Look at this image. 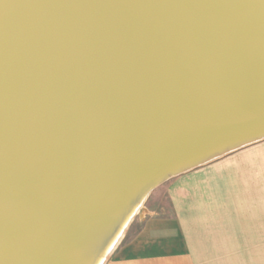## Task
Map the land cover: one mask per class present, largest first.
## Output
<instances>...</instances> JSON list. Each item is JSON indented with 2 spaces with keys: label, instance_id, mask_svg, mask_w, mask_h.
<instances>
[{
  "label": "water",
  "instance_id": "95a60500",
  "mask_svg": "<svg viewBox=\"0 0 264 264\" xmlns=\"http://www.w3.org/2000/svg\"><path fill=\"white\" fill-rule=\"evenodd\" d=\"M264 140V0H0V264H104L147 196Z\"/></svg>",
  "mask_w": 264,
  "mask_h": 264
},
{
  "label": "crops",
  "instance_id": "0c3cea01",
  "mask_svg": "<svg viewBox=\"0 0 264 264\" xmlns=\"http://www.w3.org/2000/svg\"><path fill=\"white\" fill-rule=\"evenodd\" d=\"M168 213L142 221L104 264H264V140L166 186Z\"/></svg>",
  "mask_w": 264,
  "mask_h": 264
},
{
  "label": "rangeland",
  "instance_id": "374dc122",
  "mask_svg": "<svg viewBox=\"0 0 264 264\" xmlns=\"http://www.w3.org/2000/svg\"><path fill=\"white\" fill-rule=\"evenodd\" d=\"M230 154V153H229ZM228 155V154H227ZM226 156V155H225ZM224 157V156H222ZM220 157V158H222ZM218 158V159H220ZM216 159V160H218ZM216 160H213L209 163H212ZM207 163V164H209ZM206 165V164H205ZM203 166V165H202ZM194 170V169H193ZM192 172V170L188 171ZM186 172V173H188ZM183 175V174H181ZM180 176V175H179ZM178 176L171 178L170 180L166 181L165 183L161 184L157 188H155L145 199L142 206L139 208L135 216L133 217L132 221L126 228L123 236L121 237L116 249H118L121 245L125 244L128 241V238L135 233V230L139 229L142 225V221L151 215L158 214V215H165L168 213V200L166 195V186L167 184L175 180ZM115 249V250H116ZM115 250L110 254V256L107 258L109 259Z\"/></svg>",
  "mask_w": 264,
  "mask_h": 264
}]
</instances>
